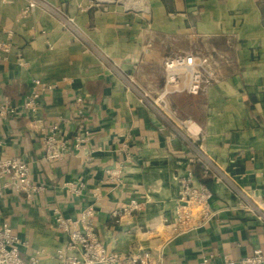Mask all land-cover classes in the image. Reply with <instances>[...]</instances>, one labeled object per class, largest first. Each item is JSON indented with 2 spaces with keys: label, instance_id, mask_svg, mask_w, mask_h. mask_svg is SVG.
I'll list each match as a JSON object with an SVG mask.
<instances>
[{
  "label": "crops",
  "instance_id": "0c3cea01",
  "mask_svg": "<svg viewBox=\"0 0 264 264\" xmlns=\"http://www.w3.org/2000/svg\"><path fill=\"white\" fill-rule=\"evenodd\" d=\"M46 1L74 17L80 37L41 7L23 15L28 0H0V29H11L15 44L0 62V97L20 103L39 78L53 86L42 93V125L61 122L73 143L82 120L89 135L82 149L50 162L34 120H0V157L29 161L33 179L47 186L33 198L15 190L0 197V223L8 222L27 242L22 255L58 264L69 232L58 226L55 210L76 219L91 203L94 229L108 249L160 250L165 264H200L208 251L218 262L239 259L263 244L264 222L240 209L226 184L203 174L172 127L110 64L154 98L164 87L166 56H211L216 79L198 94L170 93L167 102L182 120L195 123L194 138L208 156L264 207V0ZM78 95L91 100L82 117L73 104ZM117 167L120 184L107 173ZM190 171L213 191L217 214L176 234L162 220L172 217L178 178ZM80 177L86 186L74 196L63 183ZM132 197L145 202L142 210L113 214Z\"/></svg>",
  "mask_w": 264,
  "mask_h": 264
},
{
  "label": "built area",
  "instance_id": "2783aa9c",
  "mask_svg": "<svg viewBox=\"0 0 264 264\" xmlns=\"http://www.w3.org/2000/svg\"><path fill=\"white\" fill-rule=\"evenodd\" d=\"M41 7L53 13L62 23L70 29L77 37H80L75 19L62 8L51 5L46 0H28L23 10V15L28 14L34 8ZM15 48L13 42V31L11 29H0V62L4 61L8 54ZM20 63L25 64L23 55L18 52ZM118 73L128 89L134 90L141 101L146 102L166 124L172 127L173 135L179 137L188 151L191 152L192 162L200 163L203 174L211 176L218 182L226 184L232 189L239 199V208L250 212L259 220L264 222V207L260 206L254 198L242 187H240L229 175L220 168L216 162L197 144L195 123L190 119L182 120L177 111L172 109L167 96L173 92H187L198 94L216 79L217 73L213 59L208 55L197 53H174L163 60L164 87L156 97H150L146 92L137 87L132 75L124 74L110 64ZM52 85L36 78L29 92L20 103H14L8 97H0V120L28 116L35 121L36 126L42 131L44 157L50 162L64 158L65 156L82 149L88 139V127L86 123L79 120L74 134L73 143L64 133L61 122H54L48 128L42 125L40 116L41 97L45 90L52 89ZM90 98L86 95H78L73 104L77 108L79 117L87 113ZM180 122L184 126L180 125ZM4 141L0 138V147ZM109 178L118 184L123 181L120 167L107 169ZM180 183L179 194L174 201L172 217H163L176 234L191 231L212 220L217 211L212 207L213 191L206 182L196 179L193 172L178 178ZM86 183L83 178L67 180L63 187L74 196H81ZM44 183L37 182L32 176V167L29 161L12 156L0 157V197L8 190L23 192L29 198L46 189ZM99 188L95 192V200L99 199ZM145 202L137 197L130 198L122 210H116L114 215L142 210ZM96 215L95 204H88L83 208L76 219L68 218L58 209L55 210V218L58 226L69 232L67 246L58 250V264H165V258L160 250H132L128 253H120L108 249L99 234L94 229V218ZM71 224L73 225L71 227ZM24 241L11 227L8 222L0 223V264H40L37 255L24 257L22 248L26 245ZM200 264H264V242L255 248L251 254L239 259L224 256L216 261V254L208 251L203 254Z\"/></svg>",
  "mask_w": 264,
  "mask_h": 264
}]
</instances>
